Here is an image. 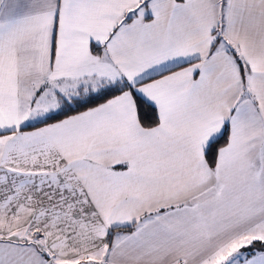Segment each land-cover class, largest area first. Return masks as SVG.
Listing matches in <instances>:
<instances>
[{"label": "snow or ice", "instance_id": "snow-or-ice-1", "mask_svg": "<svg viewBox=\"0 0 264 264\" xmlns=\"http://www.w3.org/2000/svg\"><path fill=\"white\" fill-rule=\"evenodd\" d=\"M0 264H264V0H0Z\"/></svg>", "mask_w": 264, "mask_h": 264}]
</instances>
